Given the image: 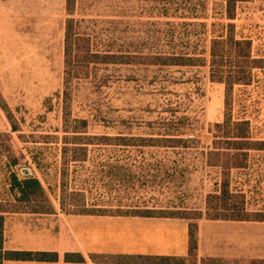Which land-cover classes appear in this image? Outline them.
<instances>
[{"label":"rangeland","instance_id":"1","mask_svg":"<svg viewBox=\"0 0 264 264\" xmlns=\"http://www.w3.org/2000/svg\"><path fill=\"white\" fill-rule=\"evenodd\" d=\"M157 1L166 0H73L66 11L65 0H0V155L15 159L17 173L25 175L33 167L28 150L44 144L52 149L61 148L64 131L69 133L70 139L74 129H84L80 131L85 132V136L77 142L91 144H87L90 151L88 160L76 166L75 175L69 174L70 179L75 177V182L70 183V191H67L64 199L66 205L60 208L58 201L62 195L57 188H53L54 194L46 191L43 197H33L31 203L14 202L6 194L7 187L0 173V213L36 217L56 213L65 218L81 211L78 196L72 188H80L82 184L93 195L89 197L87 194V201L108 189L121 196L123 186L118 182L107 184L104 174L101 177L98 175L95 182L92 180L94 166L98 171H106L108 165L119 166L121 162L116 160L121 161L120 154L111 152L108 156H96L92 153L98 150V145L105 143L100 135L123 133L126 127L138 132L141 121L152 120L158 115V104L163 99L180 103L179 111L190 119L200 146L205 147L209 143L211 129L228 116L226 97H231L233 118L240 117L242 104L248 107V118L253 126L261 130L260 137L264 138V0L237 3L229 23L233 25L235 38L250 39L251 59H242L241 52L237 49L230 51L224 45L222 60L221 57L218 59L221 67L217 76L222 82L210 80L207 68L175 67L160 71L154 68L145 72L138 67V72L133 74L130 68L110 66L102 73L113 82L108 88L96 91L85 84L77 91L72 89L67 96L62 93L63 24L67 14L73 18L141 23L152 21L149 16L152 5ZM207 4L205 22L208 25L212 22L227 23L228 14L222 2L207 0ZM147 29L138 24V48L156 44L153 40L146 41ZM159 44L164 46L166 43ZM208 46L212 47L211 43ZM249 76L252 79L247 86H235L231 94L228 93L225 83L229 78L246 77L249 80ZM154 78L166 81L167 86L163 91L156 90L154 86L142 87L143 81L148 83ZM80 120H86V128H82ZM68 148L71 149L70 146ZM194 149L189 150L193 155L183 162L184 178L176 186L169 187L173 189L169 192L175 198L172 202L191 214L202 208L208 189L203 161L199 155H195L201 148ZM75 155L79 157L80 152ZM48 157L49 163L57 161L59 167L64 164L63 156H55V150ZM93 159L95 164L92 163ZM98 161L104 166L97 169ZM253 163L257 166L254 169H257L247 186L249 207L254 211H264V157H255ZM2 167L5 171L10 170L7 166ZM66 170L72 172L73 165L70 164ZM114 207L111 212L115 214ZM33 211L44 214H32ZM153 213L175 216L178 212L168 208ZM194 262V256H190L184 263H178Z\"/></svg>","mask_w":264,"mask_h":264},{"label":"trees","instance_id":"2","mask_svg":"<svg viewBox=\"0 0 264 264\" xmlns=\"http://www.w3.org/2000/svg\"><path fill=\"white\" fill-rule=\"evenodd\" d=\"M214 1L223 3L222 7L228 14L227 23L212 22L208 25L205 22L207 0L157 1L151 8L149 18H152V21L141 23L73 18L67 14L63 27L62 93L67 96L72 89L77 91L85 84L96 91L108 88L113 82L102 73L110 66L130 68L133 74L138 72V67L143 68L145 72L154 68L159 71L175 67L207 68L210 80L222 82L217 76L221 67V61L218 59L221 57L222 60L221 51L224 45H227L230 51L237 49L241 52V58L248 60L251 59V41L244 37L235 38L233 25L229 23L233 19L232 14L237 3L246 0ZM72 3L73 0H65L66 11ZM138 24L148 28L146 41L153 40L156 44L138 48ZM160 42L166 44L159 46ZM208 43H211L212 47H209ZM219 44L221 46L217 47ZM250 77L249 80L246 77L229 78L226 83L224 82L228 93L235 86H247L252 79ZM144 86H154L156 90L163 91L167 83L163 79L154 78L148 83L143 81L142 87ZM231 104V97L230 99L226 97L228 116L211 129L209 132L211 138L205 147L200 146L199 139L195 138V129L188 116L179 111L180 103L172 102L170 99H163L158 104L160 112L156 117L141 121L138 132L126 127L123 133L112 136L100 135L105 143L98 145V150L92 154L96 156H108L111 152L117 153L115 155L120 154L121 161L116 162H121V165H108L106 171L102 169L98 171L94 166L92 180L95 182L98 175L101 177L104 174L107 178L106 183H120L123 186V193L121 196L116 195L108 189L87 201V194L92 197V193L84 189L83 184L80 188L73 187L72 191L78 196L77 202L81 211L70 215L139 216L194 221L189 228L191 254L196 245L195 221L204 219L264 222V211L251 210L247 195L250 178L257 169H254L257 166H254L253 161L255 157L261 159L264 157V138L260 137L261 130L253 126L251 119L248 118L250 116L248 107L242 104L240 107L243 112L240 113V117L233 118ZM79 124L86 128V120H80ZM80 130L84 129H74L70 133V139L69 133L64 131V143L59 149H52L48 144H44L28 150L30 165L33 166L29 168V174H18L16 160L0 155V173L3 176V184L7 187V196L17 203H31L33 197H43L46 191L54 194L53 188H57L62 195L58 201L60 208L66 205L64 199L67 191H70V183L75 182V177L70 179L69 174L75 175L76 166L83 165L88 160L90 152L87 149L90 143L77 142L86 134ZM193 148L194 150L201 148L195 155H199L203 161L208 189L203 197L202 208L191 214L184 207L172 202L175 198L169 192L173 189L169 187L179 184L184 176L183 162L188 156L193 155L189 151ZM54 150L55 156H63L64 164L61 167L56 165L57 161L48 162V156ZM77 152H80L79 157L75 155ZM94 162L93 159L92 163L95 164ZM96 163L99 165L97 169L104 166L100 164L101 161ZM70 164L73 165L72 172L66 170ZM3 165L10 170L5 171ZM113 207L116 208L115 214L111 212ZM168 208L178 213L175 216L153 213ZM32 214L44 213L33 211ZM3 216V213H0V264L3 260L36 262L57 260L55 253L2 251ZM64 260L82 262L80 256L73 254H66ZM143 262L179 264L184 263V259L160 258L153 261L146 259Z\"/></svg>","mask_w":264,"mask_h":264},{"label":"crops","instance_id":"3","mask_svg":"<svg viewBox=\"0 0 264 264\" xmlns=\"http://www.w3.org/2000/svg\"><path fill=\"white\" fill-rule=\"evenodd\" d=\"M64 27V24H63ZM4 215L2 251L55 253V262L1 264H152L144 260L188 259L194 264H264V222L198 220L190 252L191 221L137 216ZM36 218V219H34ZM82 262H66L64 256Z\"/></svg>","mask_w":264,"mask_h":264}]
</instances>
